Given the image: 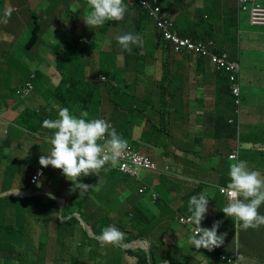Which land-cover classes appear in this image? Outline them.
Wrapping results in <instances>:
<instances>
[{
	"label": "crops",
	"instance_id": "0c3cea01",
	"mask_svg": "<svg viewBox=\"0 0 264 264\" xmlns=\"http://www.w3.org/2000/svg\"><path fill=\"white\" fill-rule=\"evenodd\" d=\"M43 1L44 3L40 4L35 14L39 19L38 24L41 28L39 34L40 44L35 51V59L42 60L44 64H51L48 66V75H37L48 76L54 89L32 91L30 96L24 98L19 97L16 93L15 96H8L7 103L5 102V96L0 100V195L8 192H19L23 194V199L48 197L55 200L57 204L61 200L65 205V200L68 195L70 197V192L67 191L66 187H63L62 194H59L54 188L55 185L49 183L43 184V180L37 187L29 186L23 189L24 187L21 184L25 178H31V174L36 169L38 170L39 167H42L39 163V158L50 152L48 146L46 147V145L41 144L40 142L42 141L39 139L40 136L51 131L42 126L43 121L47 119L46 116L48 115L44 116L43 112L46 106L56 96L54 93L55 88H58L62 80L67 76V73L62 69L67 67L68 64L71 65L69 60H64L62 61V68H59V55L55 50L48 51V48L55 49L59 41L54 40L52 42L53 37L51 35L49 36L48 31L52 27L58 26V24H65V19L60 16L62 12H64V16L71 17V19L75 16L81 17L84 15L82 12H85L82 8L73 10L68 5V0H42L40 2ZM75 1L78 4L81 3V0ZM82 1L85 2V0ZM259 2L264 5V0H259ZM203 5L204 3L194 2L189 10L190 18H193V14L196 13L198 18V11L202 9ZM6 8L12 9L9 4L0 2V11L2 14ZM235 9H237L236 0H233V6L231 8L222 2L218 3V10L215 11L217 15L216 25L212 26L214 27L213 31L217 34V46L220 50L226 51L232 59L238 62L243 60L244 66L256 62L252 57L261 59L260 63L263 64V67L259 70L261 73L260 79H262L264 78V50H262L264 49V28L252 27L246 16H242L239 22L238 12L236 15ZM236 17L237 25L239 26L237 31L235 28ZM72 22L66 33L71 32L74 36L75 32L79 31L81 38L87 36L88 32L75 29ZM29 23L28 18L21 14L18 8L12 9L7 23L0 22V36L2 35L6 41H2L0 44V86L2 87L14 75L13 70H11L10 74H7L5 70L6 61L11 62V55H16L18 52L21 45L18 43L17 38L23 35L24 26ZM190 23L187 22L186 24L189 25ZM201 28L202 26L200 24L198 29L203 30ZM255 28H259L260 30H255ZM221 38L224 41H220L219 39ZM236 38L237 42L235 43ZM76 42L73 41L72 46H75ZM30 50L29 48L27 51L30 52ZM259 50L263 53L260 55L253 54ZM161 53L162 51L157 50L156 56L159 57ZM140 55L143 54H139L138 56ZM49 57L55 59L57 68L53 65L54 61H47ZM165 62L175 64L174 73L179 78L175 87L182 92L175 94L169 92L173 96V101L169 99L168 109L177 113L176 116L171 118L172 122L170 124H163L161 119H159V112L161 111L159 103L161 101V91L163 90L159 85L160 81L156 80L154 85L145 81V78H153L156 76L157 69ZM201 62L203 67L202 69H198L190 66L189 62L181 56H171L165 59L162 64H153L149 57L143 60H137V57H132L128 60L126 69L122 74L115 68L113 69L114 61H111L106 67L101 66L99 63L96 64L100 66L101 70L107 71L110 69V72L107 71L103 75H101V70L98 71L97 67L94 66H91L93 67L92 70H81L82 65L79 67L81 71L79 70V73L73 75V78L79 81L80 84L75 86L70 99H74L75 101L82 100L83 94L91 86L89 82L94 81L95 84H100L101 87L95 88L90 109L101 114L112 115V106L107 100L105 85L100 82L102 76L108 77L111 82L107 86V89L110 91H112L113 86L124 85L123 79H126L127 83H125L126 87L124 91L127 94L134 95L139 99H145L151 96L153 98V101H151L153 107H149L147 101L145 112L147 113V119L152 123L147 125L143 123L141 118H136L128 126V136H126L128 145L135 146L141 154L143 153L151 157L163 170L162 172L150 173L149 176H147L148 173L142 175V177L140 176L139 181L144 182L145 185H141V187L148 188L157 196V199L162 198L172 204L180 202L182 197L196 190L198 187H204L205 190L202 192L210 191V195L208 196V211L205 218L207 219L209 228H211L214 222L221 221L220 218L223 217L222 209L228 202L226 196L218 190V187H226L229 182V179H226L225 174L222 173V169L218 167L220 156L225 162L224 171L229 170V165L233 162L229 160V155L237 147L240 148L245 145L239 152L238 160H248L247 162L251 164L252 170H259L264 174V98L256 96H264V90L261 91V94L255 92L254 96L250 98V101H246V97H243L239 117L240 133L237 136L235 129L228 123L231 118L235 117L234 106L228 104L230 95L218 90L217 75L211 68L209 61L201 59ZM84 71L87 72V75L82 76L81 74ZM134 74L139 75L137 80H134ZM243 75L245 78V73ZM24 76L29 81L28 74ZM24 76H15L13 80L18 85H21L25 83L20 82V80L25 79ZM139 77H142V81L138 80ZM261 82V87L264 88V80ZM185 84L191 87V93L189 94L192 100V110H190L186 102L184 92ZM5 91L6 88H4ZM51 93L52 95L49 97ZM217 98H220L221 101L219 102ZM109 106L111 107L110 112L106 110ZM184 110L193 112V119L189 118L188 113ZM50 112L52 113V111ZM218 119H221L225 124L227 123L234 130L236 133L235 138L229 137L231 140L225 138V136H228V128L224 123L219 126L218 132L216 131L215 123ZM41 121V126H38L37 124ZM152 124L155 126L159 124L162 127L166 126L160 132L162 135L159 139L143 133V129L150 130ZM176 125L179 126L175 128ZM124 127V124L119 125L120 129ZM134 129L135 131H132ZM40 130L44 133L41 134ZM214 132L218 133L217 140H215ZM173 140L178 143L179 148L175 147ZM247 143L250 147H248ZM173 151L175 152L174 154ZM1 153L5 155V158H2ZM247 156L252 157L251 161L246 158ZM203 157L206 159L205 162ZM195 161H197L196 163L199 164V167L192 169L191 164ZM30 166L34 167L31 168ZM45 169L47 174L53 173L58 178L63 179L62 175L58 172L50 171V166ZM8 177L16 181L17 184L12 185L6 182ZM100 188L98 186V189ZM112 193V190L108 189L105 195L110 197ZM16 196H18L17 193ZM1 198L3 199L5 196H1ZM151 200L154 202L156 199L154 200L153 196L151 198L148 196L144 200V203L152 209V212L157 214V209L154 206L155 203ZM214 204L219 205L221 208H215ZM259 211L261 214H264V205L260 207ZM172 212L176 211L173 207L169 206V213ZM70 217H67V219ZM170 220L165 218L163 224L169 223ZM66 221L68 220H61V223ZM49 223L53 230H49L47 236H42L40 243L38 242L40 245L45 246L48 252L54 249V243L58 235V224L56 220L51 218ZM157 225L158 223L154 222L153 225L149 226L150 229L148 231V236L155 240L158 237V235L154 234ZM86 226L90 228L87 223ZM236 229L238 230L237 233ZM192 231L193 229H191L190 233L193 234ZM218 234L224 236V243L220 247H216V251H209L204 248L195 249L194 252L192 251V256L198 264H225L219 259L220 254L227 257L238 256L239 264H264V226L244 230L243 228L236 227L235 220L225 216L223 223L218 229ZM43 237H46V243H42ZM183 238L184 236L182 235L181 240ZM148 244L151 248V244L149 242ZM130 264H135V262L131 261Z\"/></svg>",
	"mask_w": 264,
	"mask_h": 264
},
{
	"label": "trees",
	"instance_id": "16d2710c",
	"mask_svg": "<svg viewBox=\"0 0 264 264\" xmlns=\"http://www.w3.org/2000/svg\"><path fill=\"white\" fill-rule=\"evenodd\" d=\"M188 0H157L156 4L150 3L155 9L156 7L160 8V12L158 13L157 17L161 18L163 21L167 23L168 32L172 35L182 36L191 38L195 42L200 41H212L217 37L216 32H214L213 25H216V13L215 11L218 10V3L221 1H229V0H205L204 5L202 6V11L204 15H199L197 18V13L193 14V18H190V12L186 9ZM237 3V0H236ZM237 15V9H235ZM210 17L208 19V16ZM156 18V17H152ZM34 19L35 29L32 33V38L29 42L28 48L35 42L38 41V18ZM196 19V21H194ZM199 19V20H198ZM152 21V19L145 14L143 20L140 19V30L141 28L146 31L147 29V22ZM187 22H191L187 25ZM235 28L239 27L237 25V17L235 20ZM201 24L203 30H199L198 26ZM149 36L148 41L144 38L143 46L146 48L144 53H140L143 55H139V53L133 55H126L124 54L126 51L118 50V52L122 55H125V60L128 61L132 57H137V60L147 59L148 57L151 59L153 64L160 63L162 64L165 59L171 56H181L189 62L190 66L196 67L198 69H202L203 64L201 62V58L193 53H189L184 50H180L179 52H175L174 44L171 40H165L162 33L155 32L153 28H151L147 34ZM143 39V35L141 36ZM221 41H224L222 38ZM73 42V40H72ZM237 42V38L235 43ZM140 49V47H139ZM138 49V52H139ZM157 50L162 51L159 57L156 56ZM145 58H144V57ZM231 61H237L231 58ZM69 67V68H68ZM93 67L83 66L81 70H92ZM64 72L69 73L72 70L71 65H67L62 69ZM74 70H77L74 69ZM78 70H80L78 68ZM80 70V71H81ZM110 72V69L107 70ZM107 71L101 70V75L107 73ZM124 73V70L121 69L120 74ZM84 76V74H81ZM112 75H114L112 73ZM217 81H218V90L224 94H229L230 99L228 104H232L234 106L236 98L233 97L230 93L231 89V82L229 81L228 77L222 74H216ZM240 85L242 86V76L239 75ZM124 85H116L113 86L112 91L107 89V86L111 84L109 81L108 83H103L105 85V91L107 93V100L109 104L112 106V115H106L98 113L93 109H90V104L92 101V96L94 95L95 88L101 87L100 84H95V82H89L91 85L90 88L87 90L86 93L83 94V99L80 101H75L74 99H70L71 94L74 91L76 85L80 84L79 81L73 78V75L67 74V76L62 80L60 86L55 88L54 93L56 96L54 99L46 106L44 109V116L47 119H56L58 118V112L53 114V110L59 107H67L71 112L76 115H79L81 111H88L89 118H101L105 119L108 122L114 124V128L116 131L127 140L128 132L127 128L131 124V122L136 118H141L143 123L151 124L152 122L147 119L146 111V104L148 101V106L153 107L151 105V101L153 98L148 96L145 99H139L134 95L127 94L124 89L126 87L127 80L123 79ZM83 85V84H82ZM191 87L188 84L184 85V92L185 98L188 106L192 104L191 100ZM53 93V92H52ZM49 95V97L52 95ZM18 97V96H17ZM48 97V98H49ZM245 97L242 94V100ZM7 94L5 95V102L7 103ZM19 98V97H18ZM169 99L173 101V96L165 91H161V101L159 103L161 111L159 112L161 122L163 124H170L171 118L176 116V112L168 109ZM220 102V98H217ZM55 103V104H54ZM57 103V104H56ZM6 107V106H4ZM7 108V107H6ZM52 111V113L50 112ZM92 115V116H91ZM28 118V117H27ZM123 119V120H121ZM29 120V118H28ZM41 122L37 125L41 126ZM224 123L221 119L215 123L216 131L218 132L219 126ZM120 124H124L125 127L123 129L119 128ZM225 124V123H224ZM227 126V135L225 138L227 140H231L230 138H235L236 133L234 130L226 123ZM154 126V127H153ZM179 125H176L178 127ZM164 127L159 124L155 126L152 124V128L150 130L143 129V133L149 134L155 139H159L162 135L160 133ZM175 127V128H176ZM150 128V126H149ZM49 132L48 135H51ZM214 132L215 140L218 138V133ZM230 137V138H229ZM41 140V139H40ZM42 141V140H41ZM174 141V140H173ZM3 142H5L3 140ZM43 145L48 146L49 150H51V145L42 141L40 142ZM175 143V147L179 148L180 146L178 143ZM248 144V143H247ZM244 146H241L238 150H241ZM248 147L249 144H248ZM134 150L137 148L132 146ZM175 152L173 151V154ZM247 159H252V157L247 156ZM204 162L206 161L205 157H203ZM245 160V159H244ZM248 161V160H245ZM249 168L251 169V164L248 163ZM33 168L34 166H30ZM109 168V171L101 170L99 176L97 175H89L87 177L82 176L80 178L81 182L89 185H97L101 188L85 193L84 195H80L79 190L73 188V183L70 181H66L65 179L58 178L53 173L47 174L46 171V178L42 181L43 184H51L55 185V187H66L69 189L70 192V202L65 203L62 217L59 213V205L57 202L48 197H34L30 199H16L12 197H5L0 198V215L1 212L4 210L2 216L0 217V227L2 231H6L7 233H3V236L6 238L4 241L0 240V253H6V258L3 263L8 262H17L18 264H32L34 258L36 257V253H47V249L45 246L40 245L41 237L47 236L51 225L49 221L51 218H54L57 222V241L55 242V249L54 255L55 260L51 261L52 264H120L121 257H126L125 264H130L131 261H135L137 264H198L194 257L192 256V251L195 247L192 248V251L184 249L180 246V242L186 243L183 239L179 242V245L170 246L167 245L163 240L157 241L152 237L148 236V231L150 229L149 226L153 225L154 222H157V229L155 230L154 234L161 233L163 229L169 232L171 235L172 233H181L178 230L173 229L174 220L177 218L178 227L182 229H188L191 226L188 225H181L180 220L181 218L188 219L190 213L188 212V201L191 196L198 195L202 191L205 190L204 187H198L196 190L190 192L189 194L182 197L180 202L178 203H168L162 198L156 197V200L153 202L155 203V208L157 209V214L152 212L151 208L148 205H145L144 200L141 199L142 202L136 203V205L132 208L137 211V214H122L118 215L116 212L110 214L105 212L103 203L113 202L115 200H121L120 195L126 193L129 189L130 184L124 183V179L135 180L134 178L119 174L118 171L114 168H111L110 165H106ZM218 167L222 169V173L225 174V178L229 179L228 171H224L225 162L220 156V162ZM41 168V167H39ZM46 170L45 168H43ZM37 171V169H36ZM36 171L33 173L35 174ZM218 173V171H216ZM31 174V175H33ZM30 175V176H31ZM118 175L120 177L118 178ZM126 182V181H125ZM120 186V187H119ZM120 188V190H119ZM141 189L142 187L139 186ZM56 189V188H55ZM112 190V194L109 196L105 195L106 190ZM139 189V191H140ZM138 191V193H139ZM140 195V194H139ZM136 196V195H135ZM142 196V195H141ZM148 197V196H143ZM5 199L7 201H5ZM136 199H140L136 197ZM160 199V200H159ZM125 202H132L128 198L122 199ZM21 203V204H19ZM133 203V202H132ZM134 204V203H133ZM144 204V205H143ZM79 205V206H77ZM24 206L26 211L23 213L24 215L20 218L17 228V233L12 232V228L5 226L7 221L8 215L11 210L15 208H20ZM139 206H142L139 207ZM169 206L173 207L176 212L169 213ZM113 210H116V207H113ZM74 214H79L81 219L87 223L90 227V231L92 235L100 237L101 230L109 225L115 226L123 231L126 236L123 244L120 247H112V246H101L100 240L97 241L99 246L95 248L90 247V242L92 239L89 237L88 232L84 230L82 227L81 222L76 218H70L68 221L61 223V219H66L67 217L73 216ZM223 214V211H222ZM32 215V216H31ZM157 215V217H156ZM225 217V215H223ZM165 218L171 219L169 223L163 224ZM223 221V217L220 218ZM207 219L205 218L201 222L202 227H208ZM160 224V225H159ZM194 226V225H193ZM192 228V227H191ZM30 229V231H29ZM188 232V231H187ZM2 232H0L1 234ZM175 234V235H176ZM183 235V233H182ZM184 236V235H183ZM74 241L73 245H69V241ZM147 241L151 244L150 248V258L148 257L145 252L141 250H124V247H127L131 244L136 243L137 241ZM39 242V243H38ZM128 258V259H127ZM128 260V262H127ZM150 261V263H149ZM0 261V264H3ZM47 264V262H46Z\"/></svg>",
	"mask_w": 264,
	"mask_h": 264
},
{
	"label": "clouds",
	"instance_id": "9594fccd",
	"mask_svg": "<svg viewBox=\"0 0 264 264\" xmlns=\"http://www.w3.org/2000/svg\"><path fill=\"white\" fill-rule=\"evenodd\" d=\"M256 1L264 7L259 0ZM187 2L186 9L189 11L195 1L188 0ZM87 3L90 10L83 21L90 28L100 27L98 32H88L87 36H85L88 38V40L84 42L88 44L86 46L89 56L87 67L98 64V61H96L97 57L93 56L92 51L90 50L91 48H94L95 46L101 47V45L105 44L108 39L110 42H114L109 35L117 36V41L115 42H118L121 50L131 54L134 51L133 46H137V49H139L142 45L141 36L143 35L144 38L151 28H153L154 32L156 29L157 32L163 34L165 40H171L173 42L175 52L184 50L197 55L201 59L208 60L211 68L216 74H222L228 77L231 82L230 93L236 98L234 103L235 117L231 118L228 123L235 129L238 136L240 133L239 117L243 104L242 86L240 85L239 80L241 67L238 61L230 60L229 54L226 51L218 48L216 43L217 37L214 40L212 39V41L195 42L188 37L170 34L167 29V23L157 17L160 8L156 7L153 9L150 0H87ZM152 3L156 4L157 0H152ZM237 11L239 22L242 16H246L250 23V14L249 12L241 10L239 0H237ZM11 12L12 9L6 8L3 17H0V22L7 23L11 16ZM145 14H148L152 19V21L147 22L146 31L142 28L140 30V19L142 18L143 20ZM33 17L37 19L35 14L31 16V20L33 21L31 38L35 29ZM114 21H119L118 23L122 26L121 33L113 31L110 34V30L108 29L105 37L101 38L102 31L100 30L108 23L113 24ZM37 26L39 27L37 34L38 41L33 43L29 48L40 42L39 34L41 28L39 24H37ZM251 26L264 28V26ZM221 39L219 40L221 41ZM72 40L77 41L78 38L74 36ZM175 40H179V42ZM180 41H184L185 44H181ZM120 47L115 46L110 48L118 51ZM223 55L227 56V61L229 63L238 65L239 68L237 71L220 70L216 61L217 59L222 58ZM232 77H234V79H232ZM100 82L107 83L109 82V79L106 76H102ZM236 89H238V94L235 93ZM34 91L35 88L33 89V92ZM57 112L58 118L45 119L43 121L42 126L52 132L51 135H48L49 133L43 134L39 139L50 144L52 147L49 153L42 155L39 158V163L42 166L39 169L51 166L54 169L61 170L62 174L73 183V188L79 190L80 195H84L89 192L90 189L98 191L97 185L85 184L81 182L80 178L82 176L87 177L93 174L99 176L101 170H110L106 165H110L111 168L116 169L119 174L134 178L136 182H140L141 173L150 174L163 171L151 157L143 153L141 154L138 149L134 150L131 145H128V141L116 131L111 122L101 118H89L88 111H81L79 115H76L67 107L57 106ZM128 149L141 157L149 158L156 165L155 171L140 170L135 176L120 171L118 164L122 154ZM238 149L239 148H236L232 154L229 155V160L233 162L229 165L228 176L230 180L227 186L218 187L219 192L226 196L228 200L222 211L226 217H230L232 220L236 221V227L238 228H243L244 230L249 228H259L264 226V214H261L259 211L260 207L264 205V174L259 170L250 169L247 161L238 160L240 152ZM232 156H235V158ZM44 171L45 177L42 178L40 182L46 178V170ZM38 185L33 187H37ZM30 186L32 185L30 184ZM8 193L14 194L15 197L12 198L23 199L20 196H16V193L17 195L20 194L19 192ZM139 194L142 196H150V198L153 196L154 200L157 197L148 188H141ZM208 204L209 198L206 192H201L198 195L190 197L187 209L190 213L188 221L194 226H188H191L192 229L194 227V231H192L193 234L189 236L188 243L196 249L204 248L209 251H216V247H220L224 243V236L218 234V229L223 221L214 222L211 228L201 226V222L205 219L208 211ZM60 216L62 217V215ZM78 216L80 215L74 214L70 218H76L79 220ZM70 218H66L65 220H69ZM11 219L16 221V218L12 215ZM79 221L82 226L83 224L86 225L82 219ZM237 232L238 230L236 229V233ZM125 236L126 234L119 228L109 225L101 230L100 244L102 247H120L125 240ZM219 259L225 264H230L229 261L235 262L236 264L240 263L239 257L236 255L227 257L220 254Z\"/></svg>",
	"mask_w": 264,
	"mask_h": 264
},
{
	"label": "rangeland",
	"instance_id": "374dc122",
	"mask_svg": "<svg viewBox=\"0 0 264 264\" xmlns=\"http://www.w3.org/2000/svg\"><path fill=\"white\" fill-rule=\"evenodd\" d=\"M42 0H0V2H4L6 4H9L10 7L12 9L18 8V10L20 11L21 14L25 15L28 18V21H30V23L28 25L24 26V33L22 36L17 38L18 43L21 45L20 48L18 49V52L16 53V55H11V62L6 61L5 64V70L7 72V74H10L11 70H13V77L9 80V82H6L5 86H0V100H2L6 94V92H8L7 96H15L16 93H22L23 90L27 87L28 84H30L32 87H34L37 90L40 91H44V90H51L54 89L53 88V84L49 81L48 76H40L37 74H45L48 75V66L51 64H44L42 63V60H38L35 59L34 57H36V49L39 46L40 42L37 43L36 45L32 46L30 49V52L27 51L29 50L28 45L30 42V38H31V31L33 28V21L31 20V16L33 14H36L38 11V8L40 6V4L44 3L40 2ZM197 3H204L205 0H194ZM222 3L226 4L229 8H231L233 6V0H229V1H221ZM68 5L73 9V10H77V9H83L85 12H82L84 15L81 17L75 16L71 19V17H66L64 16V12H62L60 14V16L65 19V24L64 25H60L58 24V26L56 27H52L48 33L49 36L51 35L53 37L52 42H54V40H58V44L55 47V49L53 48H48V51H53L55 50V52L59 55V68L61 69L63 64L62 61L64 60H69L72 66V70L69 71L70 75H75L77 73H79L78 68L80 66H88V60H89V56H88V52L86 49V46L88 44L84 43L86 42V40H88L87 37H80V32L76 31L74 36H76L78 38L77 42L75 43V46H72V39L74 38V36L72 35L71 32L66 33V31L69 29L70 25H71V21L72 25L75 29L77 30H82L85 32H98L100 27H94V28H90L89 26H87L85 24V22L83 21L85 19L86 14L88 13V11L90 10L88 7V3L87 0L82 1L81 3L78 4L76 3L75 0H68ZM199 15H204L207 14L203 13L202 9H200L198 11ZM2 12L0 11V17H1ZM59 16V15H58ZM196 21V19L194 20ZM119 21H114L113 24L108 23L107 25H105V27L103 29H101L100 31H102L101 33V38L105 37V34L107 33V30H110V34L114 31V32H118L121 33L122 31V26L118 23ZM255 30H260L259 28H255ZM4 32V31H3ZM110 38L114 41V42H110V40L108 39V41L101 45V47L99 46H95L94 48H91L90 50L92 51L93 56L97 57L96 61H98V63L101 66H105L109 65L111 61H114V67L118 72L121 71V69H123L125 71L126 66H127V62L125 60V55L120 54L119 52H115V49H112L110 47H120V45L118 44L117 41V36L115 35H109ZM144 38H146V40L148 41L149 36L146 35ZM144 38L142 39V45L140 46L139 52L137 49V46H133V53H128L125 52L124 54L126 55H133V54H140V53H144L146 51V49L148 47H144L143 43H144ZM64 39V40H63ZM14 40V39H13ZM6 42L4 37L1 35L0 36V44L1 42ZM121 48V47H120ZM264 50V49H262ZM263 52L261 50L254 52L253 54L256 55H260ZM252 59L256 62L254 63H250L248 64V66H244L243 60H240L239 64L241 67V76H242V94L246 97V101H250V98L254 96L255 92H257L258 94H261V91L264 90V88L261 87V84L264 80V78L260 79V68L263 67V64L260 63L261 59H257L255 57H252ZM47 61H54L55 67L57 68L56 65V61L55 59H53L52 57H49L47 59ZM15 64V65H14ZM41 67V70H40ZM94 67H97L98 71L101 70L100 66L98 65H94ZM175 64L170 62V63H163L161 67H159L157 69V73L156 76H154L153 78H145V81H147V83L154 85L156 80H159V85L160 87L167 91V92H171L172 94L175 93H180L181 90L177 89L175 87V84L179 81V78L176 77L175 73H174V69H175ZM77 70H74L76 69ZM147 69V68H145ZM20 71V72H18ZM243 73H245V78ZM28 74V78L29 81H27V77L24 76ZM82 74L87 75V72H82ZM24 76L25 79L24 80H20V82H25L21 85H18V83L16 81L13 80V78L15 76ZM139 75L138 74H134V80H137V77ZM139 81H142V77H139L138 79ZM44 82V83H43ZM21 87V88H20ZM4 88H6V91L4 92ZM38 88V89H37ZM248 91V93H247ZM182 93V92H181ZM258 97L264 98V96L262 95H256ZM184 97V96H182ZM18 100V99H17ZM190 110H192V104L189 105ZM108 112L111 111V107H107L106 109ZM185 111V110H184ZM188 113L189 118L193 119L194 117V113L193 112H189V111H185ZM200 112V111H199ZM57 113V109L53 110V114ZM132 131H135L132 130ZM40 133L43 134L44 132H42L40 130ZM2 158H5V155L3 153H1ZM198 161V160H197ZM197 161L193 162L191 165L192 169H196L199 167V164L196 163ZM50 171H56L58 172L60 175H62L63 179H65L66 181H68V179L62 174V171L59 169H54L53 167L50 166ZM146 173H141V177L142 175H144ZM150 174H147V176H149ZM120 177V175H118V178ZM23 178H25V176H23ZM126 181V182H125ZM6 182L12 184V185H16L17 182L14 181L12 178L8 177L6 179ZM124 183H128L130 184L129 189L126 193H124L123 195H120V201L119 200H115L113 202H109V203H103V208L105 210V212L107 213H114L116 212V214L118 215H122V214H137V211L132 209L136 203H140L142 202L141 199L146 200V197H143L141 195H139L138 191H139V186H145L144 182H136L135 180H130V179H124L123 180ZM22 186L24 187L23 189H26L30 186V178H25V180L23 182H21ZM120 187V186H119ZM56 191L59 194H62L61 191L64 190V188H60V187H55ZM120 190V188H119ZM25 191V190H22ZM67 191H69V189L67 188ZM92 191L91 193L94 192V190H90ZM207 196L210 195V191H207ZM136 195V196H135ZM140 197V199H136ZM124 198H128L130 202H125ZM70 197L68 195L67 199L65 201L70 202ZM5 201H7L5 199ZM21 204V203H19ZM144 205V204H143ZM79 206V205H77ZM131 206V208H129ZM113 207H116V210H113ZM142 208V206H139ZM215 208H221L219 207V205H215ZM26 211V208H24V206L20 207V208H15L13 210L10 211L7 221L5 223V226L12 228V232L11 234H13V232L17 233V228L19 227L18 222L20 220V218L24 215L23 213ZM4 210L1 212L0 217L4 218V216H2ZM11 215L14 216L16 218V221L14 219H11ZM224 215V213H223ZM32 216V215H31ZM223 220H224V216H223ZM174 222V226L173 229L180 231L181 233H172V235L163 230L161 233H157L158 237H157V241H161L163 240L167 245L170 246H174V245H179L180 239L182 237V233L184 235V239L183 242H180V246L184 249L190 250L192 251V248L194 246H192L191 244L188 243V238L189 236L192 235V233H190L191 231V227H189L187 230L186 229H182L178 227V223H177V218H175L174 220H172ZM50 230H53L52 228H50ZM30 231V229H29ZM188 231V232H187ZM0 232H2L0 234V240L4 241L6 238L3 236V233H7L6 231H2L1 227H0ZM176 234V235H175ZM176 237H175V236ZM90 237V236H89ZM92 239V241L90 242V247L91 248H95L98 247L99 244L97 241H94L96 238H100L98 236L94 237H90ZM161 239V240H160ZM57 241V240H56ZM74 241L77 240H73V241H69L68 244L69 245H73ZM140 242H144L139 240ZM47 239L46 237L42 238V243H46ZM77 243H79L77 241ZM196 248L193 249V252ZM54 250L55 249V243H54V249H51L49 252L47 251V253L41 254V253H36V257L34 258L32 264H52L51 261L55 260V255H54ZM192 252V253H193ZM6 258V253H0V261L3 263L5 261ZM128 259V258H127ZM123 261L120 264H125L126 262V257H121L120 258V262ZM128 262V260H127ZM135 262V261H134ZM129 263V262H128ZM5 264H18L16 261L15 262H6ZM127 264V263H126ZM135 264H137L135 262Z\"/></svg>",
	"mask_w": 264,
	"mask_h": 264
},
{
	"label": "built area",
	"instance_id": "2783aa9c",
	"mask_svg": "<svg viewBox=\"0 0 264 264\" xmlns=\"http://www.w3.org/2000/svg\"><path fill=\"white\" fill-rule=\"evenodd\" d=\"M239 5L242 11L249 12L251 25L264 26V7L262 5H260L256 0H239ZM175 41L179 42V40ZM180 43L185 44L184 41H180ZM216 63L218 64L220 70L237 71V69L239 68L237 64L229 63L227 61L226 55H223L222 58L217 59ZM232 79H234V77H232ZM33 89L34 88L31 85H27L23 92L17 93V95L22 98L28 97ZM235 93L238 94V89L235 90ZM232 157L235 158V156ZM118 165L120 167V171L129 173L133 176L137 175L140 170L155 171L156 169V165L149 158L141 157L130 149L126 150L122 154ZM44 177L45 171L43 169H38L37 172L32 175L30 184L32 186H36ZM180 223L183 225H193L188 221V219H181ZM229 263L236 264L232 261H229Z\"/></svg>",
	"mask_w": 264,
	"mask_h": 264
},
{
	"label": "water",
	"instance_id": "95a60500",
	"mask_svg": "<svg viewBox=\"0 0 264 264\" xmlns=\"http://www.w3.org/2000/svg\"><path fill=\"white\" fill-rule=\"evenodd\" d=\"M1 196H5V197H15L13 193H5L4 195H1ZM18 196L22 197L23 194L20 193V194H18ZM57 200H59V199H57ZM58 205L60 207L59 208V213H60V215H62V213H63V207H64V202L61 201V200H59ZM78 218H79V220L81 219L80 216H78ZM83 227H84V230L86 232H88V234H89L90 237H94V235H92L90 229L86 225L83 224ZM95 240H100V238L99 239L96 238ZM123 249L124 250H141V251H143V252L146 253V255L148 257V260L150 258V245L146 241H144V242L137 241L136 243L131 244V245L127 246V247H124ZM149 263H150V261H149Z\"/></svg>",
	"mask_w": 264,
	"mask_h": 264
}]
</instances>
